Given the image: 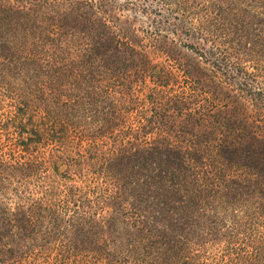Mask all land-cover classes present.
Segmentation results:
<instances>
[{
  "label": "trees",
  "instance_id": "trees-1",
  "mask_svg": "<svg viewBox=\"0 0 264 264\" xmlns=\"http://www.w3.org/2000/svg\"><path fill=\"white\" fill-rule=\"evenodd\" d=\"M0 90L66 170L38 212L0 203V264H264V0H0Z\"/></svg>",
  "mask_w": 264,
  "mask_h": 264
},
{
  "label": "rangeland",
  "instance_id": "rangeland-1",
  "mask_svg": "<svg viewBox=\"0 0 264 264\" xmlns=\"http://www.w3.org/2000/svg\"><path fill=\"white\" fill-rule=\"evenodd\" d=\"M157 61L162 60L157 59ZM67 89V87L59 88V90L63 92H65ZM97 90L101 94V98L105 103V107L108 106L111 99L115 100V98H118L116 96L109 99L108 95L106 94V86L103 87L98 85ZM1 93L2 91L0 90V159H2V161L5 163L13 165L15 167V171L14 175L8 178L5 183H3L2 188H0V203L13 211H15L16 209H21V207H23L28 210L34 208V211L38 212L41 208L38 206V204L44 203L46 196L48 198L53 199V196L45 194L47 190L51 191L52 193L55 192L52 189V180H54V185L56 186V184L60 181L59 178L62 172H66L64 161L59 158V173L57 179H55V171L52 170V163L55 162L56 154H53L50 158L49 155L51 154L50 152L53 150V152L57 153V155L60 157L61 151L56 146H53L54 144L52 145L53 141L50 139V137L45 136V133L41 132L42 130H47L51 127L52 120L51 117L48 116L50 114L40 113L37 111L36 108L32 106L30 110L26 111V117L31 118V123L29 124L28 119L22 116L23 114L19 113L16 108L15 98L17 97V94H11L10 96L8 95V93L4 94L6 96H9L8 98L2 96ZM49 102L50 104L48 105L50 106L52 103V100L50 98ZM116 104L119 107L118 100L116 101ZM106 111L109 112V110H105L104 117H106ZM21 121H23L24 127L26 129L31 128L33 129V131H36L37 136H35V138L40 139L39 141L42 142L41 144H37L34 142L30 143L29 148L26 151L25 149H23L24 145L15 144L17 140L16 137L18 136L17 127H20L18 126V123H20ZM105 122H107V120H105ZM86 124L88 126L84 124L82 130L83 133H86L88 131L86 135L83 134L85 135V137H81L77 133L79 132L78 129L72 127L71 125L68 126L69 129L67 130L70 133L67 137V148H69L68 154L72 156V153L76 154L78 152V154L83 155L84 162L93 153H95L94 149L91 147L93 145V143H91V130L95 131L98 129L94 125V120L87 121ZM60 127H63V125H61ZM104 133H106V130H104ZM26 136L27 135L24 134L23 137ZM102 148L104 150L103 146ZM9 156H11V158ZM26 160L27 162L34 160L35 165H33L29 174L23 175L21 168H19L20 165L15 164V161L22 163ZM70 171L72 174V184L75 187L84 186L85 177L87 178V176L84 177L86 173L82 170L75 171L73 169H70ZM45 225L47 224L45 223L44 226ZM36 240L39 242L44 241L41 239V235L37 237ZM68 240H73V238H71V236L69 235L63 236L61 234L60 239L52 238L50 240L51 242L49 243H67L69 242ZM36 252L37 250L34 253ZM29 257L30 256H26V262H32L34 254L31 255V258Z\"/></svg>",
  "mask_w": 264,
  "mask_h": 264
}]
</instances>
